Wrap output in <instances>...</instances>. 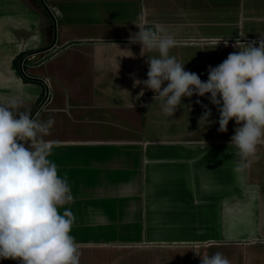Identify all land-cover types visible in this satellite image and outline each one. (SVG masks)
Masks as SVG:
<instances>
[{
	"label": "crops",
	"instance_id": "1",
	"mask_svg": "<svg viewBox=\"0 0 264 264\" xmlns=\"http://www.w3.org/2000/svg\"><path fill=\"white\" fill-rule=\"evenodd\" d=\"M141 15L166 26L170 55L204 82L237 40L264 37V0H0V104L17 98L54 120L45 140L74 197L59 211L75 217L80 264H201L216 252L264 264V146L237 173V125L219 131L210 94L182 98L168 117L153 91L133 87L158 55L129 43Z\"/></svg>",
	"mask_w": 264,
	"mask_h": 264
},
{
	"label": "clouds",
	"instance_id": "2",
	"mask_svg": "<svg viewBox=\"0 0 264 264\" xmlns=\"http://www.w3.org/2000/svg\"><path fill=\"white\" fill-rule=\"evenodd\" d=\"M131 23L139 31L130 34L129 43L141 46V56L146 51L158 53L148 57V79L134 78L133 87L143 84L153 91V99L160 100L161 111L168 117L180 107L182 98L210 94L211 104L220 113L219 131L226 132L230 120L237 125L230 140L234 171L243 173L259 160L258 148L264 146V37L246 43L237 40L232 46L239 51L230 53L218 66H210L204 82L170 55L178 41L165 25L148 27L142 15ZM222 40L228 46L224 39L210 43L216 47ZM126 50L132 53L127 57L134 58V53ZM143 95L141 90L138 97ZM21 107L26 110L19 111ZM202 107L205 112L201 119L208 120L211 111L206 105ZM53 124L52 119L33 118L17 98L0 104V260L80 264V245L71 235L75 217L70 210L59 211L74 197L67 177H62L57 164L49 159L51 145L45 140ZM201 264L230 261L216 252L202 256Z\"/></svg>",
	"mask_w": 264,
	"mask_h": 264
},
{
	"label": "trees",
	"instance_id": "3",
	"mask_svg": "<svg viewBox=\"0 0 264 264\" xmlns=\"http://www.w3.org/2000/svg\"><path fill=\"white\" fill-rule=\"evenodd\" d=\"M22 58H23V55H21V56L19 57V59H17V60L15 61L14 65L17 66Z\"/></svg>",
	"mask_w": 264,
	"mask_h": 264
},
{
	"label": "built area",
	"instance_id": "4",
	"mask_svg": "<svg viewBox=\"0 0 264 264\" xmlns=\"http://www.w3.org/2000/svg\"><path fill=\"white\" fill-rule=\"evenodd\" d=\"M24 60H25V59H24ZM24 60H22V61L20 60L21 70H22V68H23V66H24V63H25Z\"/></svg>",
	"mask_w": 264,
	"mask_h": 264
}]
</instances>
